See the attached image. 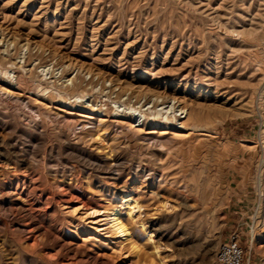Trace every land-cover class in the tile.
<instances>
[{
  "label": "rangeland",
  "instance_id": "374dc122",
  "mask_svg": "<svg viewBox=\"0 0 264 264\" xmlns=\"http://www.w3.org/2000/svg\"><path fill=\"white\" fill-rule=\"evenodd\" d=\"M0 87V264H264V0H0Z\"/></svg>",
  "mask_w": 264,
  "mask_h": 264
},
{
  "label": "bare ground",
  "instance_id": "6f19581e",
  "mask_svg": "<svg viewBox=\"0 0 264 264\" xmlns=\"http://www.w3.org/2000/svg\"><path fill=\"white\" fill-rule=\"evenodd\" d=\"M8 83H10V82L8 81ZM14 83H15V85L17 84L16 77H15ZM10 84H12V83H10ZM120 89L121 88L119 87V90ZM0 93L4 94V95H6L7 97H10V98L15 97V92L13 90L9 89V88H6V87H0ZM157 99H160V98H158V97L155 98L154 101L156 103L158 102ZM175 104H176V106H175ZM172 108H173V112L181 111L180 114H184L182 112H185L184 116H182V117H179V116L176 117V115L173 116L174 121H176V122L179 121L177 123H178L179 127L181 128L182 127V124H183V123H181V120L186 119V117L188 116V111L187 110L184 111V109L181 107V105L178 104L177 102H173V107ZM162 114H165V113H162ZM80 117H82V116H80ZM129 117H131V118L134 117V118L137 119L136 123H139V125H141V126H139V125L136 126L138 128L142 127L143 123L147 119V116L143 112H141V111L137 115H135V113L134 114H130ZM82 118H87V117H82ZM25 119H26V121H28L27 118H25ZM87 119H89V118H87ZM167 121H169V120H167ZM102 122H103L102 120H98L96 127H101ZM84 128H85V126H82V130H85ZM161 134H164V133H161ZM100 137H98L97 134L94 133L93 135H90V140L97 141V140H100ZM152 140H155V139H152ZM138 206L139 205H137V202L134 199H131L130 202L127 203V206H126L127 207L126 208V221L127 222L134 220L135 214H136L137 209H138ZM77 212H78L77 210H72L71 213L72 214H76ZM83 215H84L83 217L81 216L82 217L81 218L82 220H85V219L88 220V219H90V222L87 224V225H89V227L87 229L82 230V233H85V235L87 236V239L88 240H92L93 242H99V240L97 238H95V236L96 237L103 236V234H101V233L102 232L104 233L105 229L102 228V227L103 226H106V225H110V227L112 228V231L117 235L116 236V239L117 240H120V241H129L130 240L129 231H128L127 226L124 223V221H123V219H122V217H121L118 209H115V210L111 211L110 213H108L106 215L104 213H101L98 210H92L89 213L85 212V214H83ZM67 225H69V224H67ZM73 233L75 235H77V229H76V227L74 228V232ZM147 239H148L149 242H151V243L153 242L152 241V236L150 234L148 235ZM84 240L85 239L83 238L82 241H84ZM120 247H121V245H120ZM158 248L157 247L152 248L154 250V253L153 254H156V256L159 255V249ZM112 251H113L112 253L118 255V251L116 252L114 249H112ZM161 263H163V262H161Z\"/></svg>",
  "mask_w": 264,
  "mask_h": 264
},
{
  "label": "built area",
  "instance_id": "2783aa9c",
  "mask_svg": "<svg viewBox=\"0 0 264 264\" xmlns=\"http://www.w3.org/2000/svg\"><path fill=\"white\" fill-rule=\"evenodd\" d=\"M249 236L252 240L253 234H249ZM243 240L244 236L241 232L237 230L231 232L219 245L215 257V264H243Z\"/></svg>",
  "mask_w": 264,
  "mask_h": 264
}]
</instances>
